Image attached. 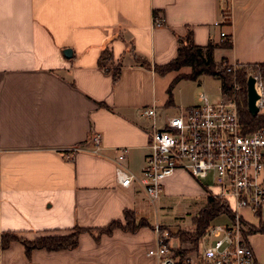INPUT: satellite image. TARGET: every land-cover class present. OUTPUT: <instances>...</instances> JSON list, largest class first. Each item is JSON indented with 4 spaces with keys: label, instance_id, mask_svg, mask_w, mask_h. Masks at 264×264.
I'll return each instance as SVG.
<instances>
[{
    "label": "crops",
    "instance_id": "crops-1",
    "mask_svg": "<svg viewBox=\"0 0 264 264\" xmlns=\"http://www.w3.org/2000/svg\"><path fill=\"white\" fill-rule=\"evenodd\" d=\"M222 18L228 24L216 26ZM221 30L232 47L215 49L216 62H264V0H0V234L34 240L91 230L79 234L75 248L56 251L27 254L21 242L3 248L0 240V264H153L146 251L158 223L145 215L156 201L139 180L120 186L116 169L141 177L150 129L143 109L173 115L197 104L198 94L185 103L172 93L168 102L169 85L190 69L161 75L134 57L164 65L188 31L194 44L206 46L222 40ZM76 146L82 149L71 152ZM120 148L127 149L121 161ZM188 177L174 172L161 195ZM190 182L206 198V189ZM126 210L147 225L96 239L98 229L123 221ZM244 216L249 228H258L259 216ZM245 236L255 263L264 264V233Z\"/></svg>",
    "mask_w": 264,
    "mask_h": 264
},
{
    "label": "built area",
    "instance_id": "built-area-1",
    "mask_svg": "<svg viewBox=\"0 0 264 264\" xmlns=\"http://www.w3.org/2000/svg\"><path fill=\"white\" fill-rule=\"evenodd\" d=\"M225 22L222 18L215 25ZM161 23L160 18H154L155 25ZM219 36L228 39L223 30ZM224 65L233 73L241 66ZM237 89L234 82L232 95H221L214 102L200 91L197 104L173 115L159 116L155 106L142 111L150 120V129L141 177L117 168L118 184L127 187L139 180L147 198L155 202L162 193V181L176 171H184L196 179L210 177L212 184L206 186V192L224 200L229 208V214H223L227 222L210 223L197 244H189V248L171 247L156 225L155 243L146 251L153 264H256L244 234L249 229L244 213L253 217L264 214V127L243 133L235 101ZM254 89L260 108L264 104V82L255 76ZM92 141L91 151L97 153L100 136L94 134ZM81 149L76 146L71 152ZM126 151L120 148L117 160H123Z\"/></svg>",
    "mask_w": 264,
    "mask_h": 264
},
{
    "label": "trees",
    "instance_id": "trees-1",
    "mask_svg": "<svg viewBox=\"0 0 264 264\" xmlns=\"http://www.w3.org/2000/svg\"><path fill=\"white\" fill-rule=\"evenodd\" d=\"M225 24H228L226 19ZM232 47L230 40L224 39L218 43L208 42L206 46H198L192 40L191 31H188L184 38L178 40L177 53L170 62L152 66L145 59L135 56V61L144 67L153 68L158 74H165L171 71H178L182 67L190 69L187 74H179L169 85L167 94L168 102L171 101L172 89L177 81L181 79L196 81L200 76H211L219 80L220 91L222 95H232L233 84L237 83L238 89L235 91V101L238 108V114L243 133H251L259 128L264 127V114L258 113L252 115L247 109V92L246 82L248 76L259 77L264 82V62L255 64L241 65L234 73L227 72L224 63L225 59L216 62L213 58L215 49ZM104 53L101 60L107 58ZM100 66L105 69V65L99 62ZM120 73L119 67L113 70V79L117 80ZM221 214H229V208L224 200L215 198L206 192L205 204L201 210L192 218L191 224L194 226L193 231H177L175 236L181 241L196 245L198 239L203 234L210 222ZM261 223L258 228L250 227L244 234L252 232L264 233V214H259ZM123 221L112 220L108 225L97 230L96 239L101 234L110 235L115 229H121L126 232H135L139 227L147 225L145 219H137L132 211H124ZM82 232H91L90 229L75 227L73 230L64 235H45L34 240L20 238L13 232H2L0 234L1 246L7 247L12 241H19L28 254L33 249H45L47 251L73 249L77 246L78 236ZM168 238V237H167ZM169 240V239H168Z\"/></svg>",
    "mask_w": 264,
    "mask_h": 264
},
{
    "label": "rangeland",
    "instance_id": "rangeland-1",
    "mask_svg": "<svg viewBox=\"0 0 264 264\" xmlns=\"http://www.w3.org/2000/svg\"><path fill=\"white\" fill-rule=\"evenodd\" d=\"M216 58H219L218 53ZM199 91L204 92L211 98L219 99L221 97L219 80L211 76H201L196 81L182 80L175 84L172 93L175 98H179L186 103L195 100ZM260 111L263 112L264 108L261 107ZM176 113L177 111L174 114ZM187 175L188 178L176 180L174 190L165 193V196L163 193L154 205L149 204L145 215L148 221L153 224L158 223L160 233L168 237L171 247L189 248V243L183 242L174 236L177 231L189 232L194 230V226L191 224L192 218L197 215L205 204V194L195 192L196 187L190 181L203 190L206 189V186L212 184L210 177L196 179L189 173ZM162 184H164V180ZM261 221L260 218V223ZM226 222V217L221 214L210 223L223 224Z\"/></svg>",
    "mask_w": 264,
    "mask_h": 264
},
{
    "label": "water",
    "instance_id": "water-1",
    "mask_svg": "<svg viewBox=\"0 0 264 264\" xmlns=\"http://www.w3.org/2000/svg\"><path fill=\"white\" fill-rule=\"evenodd\" d=\"M70 50L65 49L64 54L69 55ZM246 92H247V109L250 114L256 115L259 113V108L256 105V100L258 99V95L254 89V77L248 76L246 82Z\"/></svg>",
    "mask_w": 264,
    "mask_h": 264
}]
</instances>
